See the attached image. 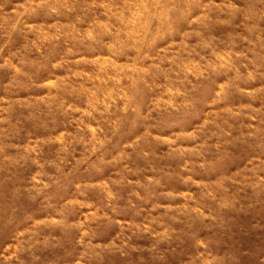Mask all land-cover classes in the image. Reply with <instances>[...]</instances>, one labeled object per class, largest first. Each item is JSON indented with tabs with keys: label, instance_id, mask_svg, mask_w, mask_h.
Instances as JSON below:
<instances>
[{
	"label": "rangeland",
	"instance_id": "374dc122",
	"mask_svg": "<svg viewBox=\"0 0 264 264\" xmlns=\"http://www.w3.org/2000/svg\"><path fill=\"white\" fill-rule=\"evenodd\" d=\"M0 264H264V0H0Z\"/></svg>",
	"mask_w": 264,
	"mask_h": 264
}]
</instances>
